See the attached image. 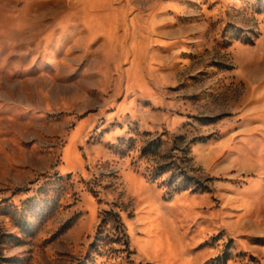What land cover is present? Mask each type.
I'll return each mask as SVG.
<instances>
[{"label": "rangeland", "instance_id": "obj_1", "mask_svg": "<svg viewBox=\"0 0 264 264\" xmlns=\"http://www.w3.org/2000/svg\"><path fill=\"white\" fill-rule=\"evenodd\" d=\"M0 264H264V0H0Z\"/></svg>", "mask_w": 264, "mask_h": 264}]
</instances>
